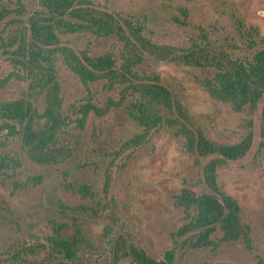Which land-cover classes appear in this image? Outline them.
Masks as SVG:
<instances>
[{"label":"rangeland","instance_id":"rangeland-1","mask_svg":"<svg viewBox=\"0 0 264 264\" xmlns=\"http://www.w3.org/2000/svg\"><path fill=\"white\" fill-rule=\"evenodd\" d=\"M93 2L121 23L141 26L143 35L158 44L207 43L238 58H250L264 46V0ZM23 3L24 12L14 1L0 0V39L40 9L37 1ZM59 37L91 56L108 52L117 63L122 61L123 43L115 34L69 32ZM8 56L0 47V102L17 99L28 90V82L16 75L22 70ZM55 68L67 117L58 130L60 142L69 150L63 160L52 164L32 161L20 137L2 129L0 119V264H135L130 257L112 263L113 241L120 233L150 256L161 258L175 246L172 233L188 221L183 208L175 205L176 195L183 187L197 193L204 190L200 164L185 150L175 127H162L141 145L124 148L127 139L142 131L127 113L133 96L125 93L124 84L109 87L106 80H97L87 88L61 59ZM136 71L158 74L209 139L234 144L249 130L253 133L249 151L218 169V183L238 200L254 250L240 241H220L222 233L217 227L211 234L215 244L207 247L181 243L188 234L177 239L172 264H264V137L260 125L264 95L254 112L247 108L235 111L229 103L211 98L202 86V78L211 69L145 55ZM32 96L42 111L43 97ZM121 99L120 104L111 105ZM87 102L97 110L109 109L103 114L90 109L82 124L81 105ZM81 185H88L92 194L79 192ZM77 230L79 239L70 258L54 239L71 240Z\"/></svg>","mask_w":264,"mask_h":264},{"label":"trees","instance_id":"trees-1","mask_svg":"<svg viewBox=\"0 0 264 264\" xmlns=\"http://www.w3.org/2000/svg\"><path fill=\"white\" fill-rule=\"evenodd\" d=\"M12 1L19 11H25L24 0ZM26 1H37L40 9H35L25 23L9 32L6 38H1L0 47L22 70L21 75H16L28 82V90L17 99L0 102V119L2 129L20 137L32 161L57 163L69 151L58 136V130L67 123L55 68L57 59H61L87 88L90 82L106 80L109 87L124 84L125 93L133 96L127 105V113L142 127V131L127 139L123 143L124 148L141 145L150 134L162 127H175L176 134L183 138L185 150L201 166L200 181L204 190L197 193L183 187L175 197V205L183 208L188 219L172 233L175 246L165 250L161 258H155L141 247L129 243L126 235L120 233L113 241L112 263L130 257L135 264H172L176 245L179 244L177 239L188 234L181 243L194 248L207 247L215 244L211 234L217 227L222 233L220 241H240L245 248L253 251L250 228L241 219L238 200L223 191L218 183V169L228 161L242 158L249 151L253 133L249 130L234 144L209 139L194 122L186 106L162 83L158 74L143 75L136 71V67L148 55L160 61L211 69V74L201 80L209 96L216 101L229 103L235 111L247 108L254 112L264 95V46L250 58H238L207 43L192 41L186 47L158 44L143 35L141 26L121 23L114 14L93 0ZM69 32L117 35L123 43L120 54L122 61L117 63V59L108 52L91 56L86 51L77 50L59 37L60 33ZM33 93L43 97L42 111L36 108ZM121 101H112L111 105H118ZM90 109L103 114L109 108L97 110L90 102L81 105L80 123H84ZM260 125L264 137V101ZM2 166L0 162V168ZM78 190L87 196L92 194L88 185H81ZM79 234L77 230L71 240L54 239L55 244L63 254L73 258V246Z\"/></svg>","mask_w":264,"mask_h":264}]
</instances>
